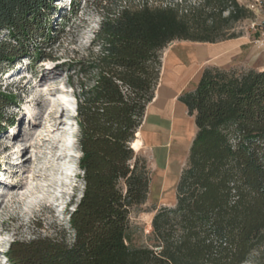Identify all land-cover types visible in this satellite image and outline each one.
<instances>
[{
	"label": "trees",
	"instance_id": "trees-1",
	"mask_svg": "<svg viewBox=\"0 0 264 264\" xmlns=\"http://www.w3.org/2000/svg\"><path fill=\"white\" fill-rule=\"evenodd\" d=\"M55 1L0 0V78L21 59L40 58L36 44L51 40ZM203 3L211 11L203 28L194 25V10L173 3L104 15L86 56L71 63L83 184L68 214L72 239L13 241L9 264H245L264 243V70L205 68L195 89L179 97L196 134L174 205L152 219L157 244H127L130 212L146 202L150 184L146 161L131 144L154 97L161 52L176 41L234 39L219 34L222 25L250 16L236 0ZM13 103L0 92V132Z\"/></svg>",
	"mask_w": 264,
	"mask_h": 264
},
{
	"label": "rangeland",
	"instance_id": "rangeland-1",
	"mask_svg": "<svg viewBox=\"0 0 264 264\" xmlns=\"http://www.w3.org/2000/svg\"><path fill=\"white\" fill-rule=\"evenodd\" d=\"M236 2L250 13L249 18L223 24L219 31L224 38H236L216 44H192L227 47L226 60L218 57L205 68L237 73L262 71L264 0ZM146 3L149 7L177 4L202 17L194 25L203 28L209 24L203 21L211 12L203 0H56L48 20L51 40L42 43L40 39L36 44L40 58L21 59L0 78V92L14 98V103L5 109L7 121L2 123L0 132V264H9L7 251L13 241L55 234L66 241L72 239L68 214L79 201L83 184L78 168L79 130L73 116L71 63L86 56L106 13ZM213 14L216 19L212 11ZM226 16L223 13L221 19ZM174 43L190 44L176 41L168 46ZM85 79L91 80L88 75ZM171 195L173 200L165 201L161 193L149 189L146 202L131 210L126 234L129 247L156 246L151 222L159 209L173 206L174 188ZM263 256L264 243L255 248L245 264H256Z\"/></svg>",
	"mask_w": 264,
	"mask_h": 264
},
{
	"label": "crops",
	"instance_id": "crops-1",
	"mask_svg": "<svg viewBox=\"0 0 264 264\" xmlns=\"http://www.w3.org/2000/svg\"><path fill=\"white\" fill-rule=\"evenodd\" d=\"M226 48L174 43L162 53L154 97L133 141L139 145L137 149L132 148L146 160L149 189L161 193L162 200H173L171 190L176 188L196 134L194 117L188 114L179 97L195 89L205 66L212 60L218 57L226 60Z\"/></svg>",
	"mask_w": 264,
	"mask_h": 264
},
{
	"label": "bare ground",
	"instance_id": "bare-ground-1",
	"mask_svg": "<svg viewBox=\"0 0 264 264\" xmlns=\"http://www.w3.org/2000/svg\"><path fill=\"white\" fill-rule=\"evenodd\" d=\"M138 145H139V142L138 141H135L132 143V148L134 149H137L138 148ZM66 155H62V158L65 157ZM70 176H73L72 174H70ZM56 185V184H55ZM166 193V192H165Z\"/></svg>",
	"mask_w": 264,
	"mask_h": 264
},
{
	"label": "clouds",
	"instance_id": "clouds-1",
	"mask_svg": "<svg viewBox=\"0 0 264 264\" xmlns=\"http://www.w3.org/2000/svg\"><path fill=\"white\" fill-rule=\"evenodd\" d=\"M73 116L75 117V115H73ZM77 151H78V149H77ZM78 153L80 154V152H79V151H78ZM80 156H81V154H80ZM80 156H78V160H79ZM79 174L81 175V178H82V173H79ZM80 186H81V188H80V189H81V191H82V187H83V186H82V185H80ZM80 197H81V196H80ZM80 197H79V199H80Z\"/></svg>",
	"mask_w": 264,
	"mask_h": 264
}]
</instances>
